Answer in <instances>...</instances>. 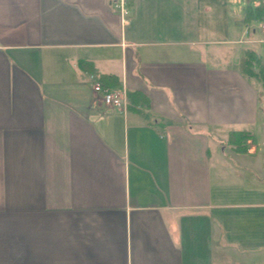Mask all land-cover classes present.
Masks as SVG:
<instances>
[{
    "label": "crops",
    "instance_id": "0c3cea01",
    "mask_svg": "<svg viewBox=\"0 0 264 264\" xmlns=\"http://www.w3.org/2000/svg\"><path fill=\"white\" fill-rule=\"evenodd\" d=\"M233 3L0 0V264H264L263 41Z\"/></svg>",
    "mask_w": 264,
    "mask_h": 264
},
{
    "label": "trees",
    "instance_id": "16d2710c",
    "mask_svg": "<svg viewBox=\"0 0 264 264\" xmlns=\"http://www.w3.org/2000/svg\"><path fill=\"white\" fill-rule=\"evenodd\" d=\"M264 13V1H261L256 6H247L244 12L243 22L248 24L253 17H261ZM258 67V72L254 68ZM240 69L246 76H256L264 85V63L253 51H245L240 58ZM130 95V93H127ZM250 132L244 131H230L224 141L233 146V149L239 153H246L248 151L247 141L251 138Z\"/></svg>",
    "mask_w": 264,
    "mask_h": 264
},
{
    "label": "built area",
    "instance_id": "2783aa9c",
    "mask_svg": "<svg viewBox=\"0 0 264 264\" xmlns=\"http://www.w3.org/2000/svg\"><path fill=\"white\" fill-rule=\"evenodd\" d=\"M112 8L118 13L120 21L123 25L129 23L131 14L130 0H108ZM255 27L257 30H255ZM247 29L257 32L261 41H264V21L259 20L256 23H251ZM92 89L101 95L103 105L110 107H119L124 109L126 105L125 88H114L102 83L94 75H91Z\"/></svg>",
    "mask_w": 264,
    "mask_h": 264
},
{
    "label": "rangeland",
    "instance_id": "374dc122",
    "mask_svg": "<svg viewBox=\"0 0 264 264\" xmlns=\"http://www.w3.org/2000/svg\"><path fill=\"white\" fill-rule=\"evenodd\" d=\"M239 1H240V5H242V7H243V5H245L247 3L252 5V6H256V5H258L259 2L264 1V0H254V2H257L256 4L254 2H252V0H242V3H241V0H239ZM231 6H232L231 10H227L226 9V10L223 11V13H222L223 16H225V17L227 16L228 17V19L223 17V22H227L229 20V23H234L233 21L235 19V15H237V13H238V15L241 14L242 11L244 10V9H242V7L238 8V5L235 4V3L231 4ZM256 18L259 19V20H263L264 21V13H263V15L261 17H256ZM212 22H215L218 25V29H220L221 16H218L217 20H214V21L209 20V21H207L208 25L211 24ZM254 23H256V22H254ZM255 30H257L256 27H255ZM249 32H253V31L249 30ZM255 34L258 35L257 32H255ZM254 37L256 38L255 35H254ZM244 46H246L248 48H253L254 50L258 51V53H259V55L261 57V62L264 63V42H261V43L255 42V43H251V44H245ZM230 52H231V50L224 51L225 54H224L223 58L230 57V54H229ZM226 60L227 59H225V61ZM254 70H255V72H258V67L254 68ZM258 83H259V84H257L258 88L263 86L262 83H261V80H259V79H258ZM261 90H262V92H264V86H263V89L261 88ZM225 183L228 184V186H229L228 189H230V190L233 187V185H235V191L237 193L240 191V189L242 187L245 188V186L242 185L241 182L238 181V180H235V182H233L232 180L229 179L228 181H225ZM223 257H224L223 264H235V255H224Z\"/></svg>",
    "mask_w": 264,
    "mask_h": 264
}]
</instances>
